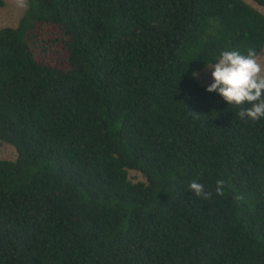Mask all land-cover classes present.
<instances>
[{
  "label": "trees",
  "instance_id": "1",
  "mask_svg": "<svg viewBox=\"0 0 264 264\" xmlns=\"http://www.w3.org/2000/svg\"><path fill=\"white\" fill-rule=\"evenodd\" d=\"M250 48L264 14L244 0H28L0 29V143L17 152L0 160V264H264V118L193 77Z\"/></svg>",
  "mask_w": 264,
  "mask_h": 264
},
{
  "label": "clouds",
  "instance_id": "2",
  "mask_svg": "<svg viewBox=\"0 0 264 264\" xmlns=\"http://www.w3.org/2000/svg\"><path fill=\"white\" fill-rule=\"evenodd\" d=\"M20 2L22 4L23 0ZM208 67L213 69V83L207 88L209 93H217L229 107L239 109L237 115L241 120L256 122L264 118V63L255 49L250 48L246 53L224 50L218 61ZM197 75L193 73L194 78ZM225 186L226 182L218 179L215 194L223 196ZM189 191L205 200L213 195L212 191H205L204 186L195 180L190 182Z\"/></svg>",
  "mask_w": 264,
  "mask_h": 264
},
{
  "label": "rangeland",
  "instance_id": "3",
  "mask_svg": "<svg viewBox=\"0 0 264 264\" xmlns=\"http://www.w3.org/2000/svg\"><path fill=\"white\" fill-rule=\"evenodd\" d=\"M244 1L248 4H251L253 7L264 14V7H260L259 5L253 3L251 0ZM4 2L5 6L0 8V29L5 27H16L28 8V0H23L22 4L20 0H4ZM259 58L261 62L264 63V51L259 56ZM212 71L213 69L207 67L206 69L197 73L198 75L196 79L200 85L209 86L211 83H213ZM16 158L17 152L14 147L0 143V160L12 161ZM129 175L130 179L134 182L143 181L142 176L137 172L131 171Z\"/></svg>",
  "mask_w": 264,
  "mask_h": 264
}]
</instances>
